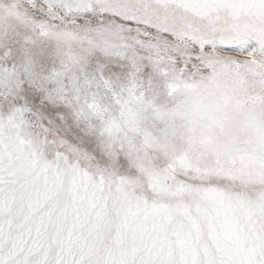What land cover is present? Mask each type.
<instances>
[{
  "label": "snow or ice",
  "instance_id": "obj_1",
  "mask_svg": "<svg viewBox=\"0 0 264 264\" xmlns=\"http://www.w3.org/2000/svg\"><path fill=\"white\" fill-rule=\"evenodd\" d=\"M0 264H264V0H0Z\"/></svg>",
  "mask_w": 264,
  "mask_h": 264
}]
</instances>
